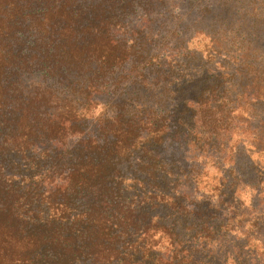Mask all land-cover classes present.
Segmentation results:
<instances>
[{"label":"trees","instance_id":"1","mask_svg":"<svg viewBox=\"0 0 264 264\" xmlns=\"http://www.w3.org/2000/svg\"><path fill=\"white\" fill-rule=\"evenodd\" d=\"M142 1L0 0V264H264V212L240 210L264 199V0H188L172 131L124 99L94 127L91 97L138 52L117 10Z\"/></svg>","mask_w":264,"mask_h":264},{"label":"rangeland","instance_id":"2","mask_svg":"<svg viewBox=\"0 0 264 264\" xmlns=\"http://www.w3.org/2000/svg\"><path fill=\"white\" fill-rule=\"evenodd\" d=\"M210 1V0H209ZM217 1L211 0V4ZM193 12L196 15L189 14L190 9L195 7L189 5L188 0H146L136 4L134 7L124 12L117 10V14L122 18L123 27H116L115 34L126 38L127 36L136 39L137 53L134 54L128 64L125 65L124 72L119 71L112 75L101 88L91 97V107L89 119L93 120V126L98 124V120L108 110L109 116H113L115 108H118L119 100H125V112L129 118L136 122H145V113L148 115V121L151 117V110L160 113L166 120L162 126L166 125L172 131L175 125V113L178 96L181 94L182 86L192 80L189 66V53L187 51V42L194 41L192 30L189 27L190 16L193 20L201 17L199 7ZM185 15L187 21L177 22L178 16ZM174 17V18H173ZM189 28V29H188ZM192 41V42H193ZM205 43H193L190 48L206 50ZM217 61H214L216 63ZM115 78L121 79V82L115 83ZM57 87L56 85H54ZM190 107V106H189ZM167 118V119H166ZM153 127L158 126L155 119H150ZM89 126L87 132L94 130ZM142 127V126H140ZM148 129V128H147ZM245 129V127H244ZM243 136L250 138L248 133ZM172 147H176L173 146ZM186 149L180 148L177 154L182 155ZM192 152L187 154V159L192 157ZM253 155V160H254ZM217 169L210 166L202 174L197 187L198 195L211 197L208 186L215 187L220 178ZM207 186V187H206ZM193 190L184 189L183 194L190 201L193 200L195 193ZM241 196V211L255 220L264 212V205L257 204L264 202L263 198L257 199L254 194L246 191ZM255 208V209H254ZM235 225L241 227L237 220ZM242 236V235H241ZM259 244H264V228L259 232ZM258 244V255L264 263V247ZM220 248L218 245L217 249ZM164 260L168 258L165 253Z\"/></svg>","mask_w":264,"mask_h":264}]
</instances>
